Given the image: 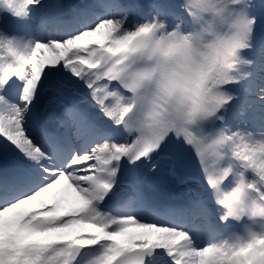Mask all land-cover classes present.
<instances>
[{"label":"snow or ice","instance_id":"1","mask_svg":"<svg viewBox=\"0 0 264 264\" xmlns=\"http://www.w3.org/2000/svg\"><path fill=\"white\" fill-rule=\"evenodd\" d=\"M0 264H264V0H0Z\"/></svg>","mask_w":264,"mask_h":264}]
</instances>
